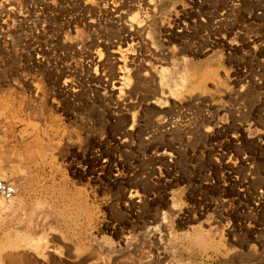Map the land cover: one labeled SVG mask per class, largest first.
I'll return each instance as SVG.
<instances>
[{
	"label": "rangeland",
	"instance_id": "obj_1",
	"mask_svg": "<svg viewBox=\"0 0 264 264\" xmlns=\"http://www.w3.org/2000/svg\"><path fill=\"white\" fill-rule=\"evenodd\" d=\"M0 176V264H264V0H0Z\"/></svg>",
	"mask_w": 264,
	"mask_h": 264
},
{
	"label": "built area",
	"instance_id": "obj_2",
	"mask_svg": "<svg viewBox=\"0 0 264 264\" xmlns=\"http://www.w3.org/2000/svg\"><path fill=\"white\" fill-rule=\"evenodd\" d=\"M17 191L16 183L9 178L0 176V201H9Z\"/></svg>",
	"mask_w": 264,
	"mask_h": 264
},
{
	"label": "bare ground",
	"instance_id": "obj_3",
	"mask_svg": "<svg viewBox=\"0 0 264 264\" xmlns=\"http://www.w3.org/2000/svg\"><path fill=\"white\" fill-rule=\"evenodd\" d=\"M15 196V195H14ZM14 198V197H13ZM13 198L12 199H10L9 201H6V202H10L11 200H13ZM199 243V242H198ZM21 257L22 256H20V255H10V256H8V258H9V260L13 263V262H16L17 263V261H19L20 259H21ZM28 257H26V259H27Z\"/></svg>",
	"mask_w": 264,
	"mask_h": 264
}]
</instances>
